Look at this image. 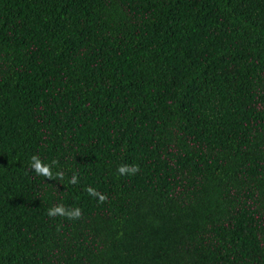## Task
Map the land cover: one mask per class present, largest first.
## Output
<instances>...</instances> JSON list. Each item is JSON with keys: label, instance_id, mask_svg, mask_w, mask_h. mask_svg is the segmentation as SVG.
Returning a JSON list of instances; mask_svg holds the SVG:
<instances>
[{"label": "trees", "instance_id": "1", "mask_svg": "<svg viewBox=\"0 0 264 264\" xmlns=\"http://www.w3.org/2000/svg\"><path fill=\"white\" fill-rule=\"evenodd\" d=\"M0 264H264V0H0Z\"/></svg>", "mask_w": 264, "mask_h": 264}, {"label": "clouds", "instance_id": "2", "mask_svg": "<svg viewBox=\"0 0 264 264\" xmlns=\"http://www.w3.org/2000/svg\"><path fill=\"white\" fill-rule=\"evenodd\" d=\"M32 165L31 167L35 170V172L38 175H43L49 179H52L54 174L52 171V166L56 163L55 161L52 162V164H44L38 156H33L32 158ZM139 166L138 165H121L117 171L120 175H126V174H132L135 175L137 172H139ZM56 176L60 179L63 178V173H56ZM70 182L72 184L78 183V179L75 175L71 178ZM86 191L89 193V195L93 197H99V201L102 203L107 199V196L105 194H101L98 190L92 188L89 186ZM48 215L50 217H55L57 215L60 216H66L69 219H78L82 216V210L80 208H74L71 210H68L65 208L63 204L60 205H54L52 208L48 210Z\"/></svg>", "mask_w": 264, "mask_h": 264}]
</instances>
